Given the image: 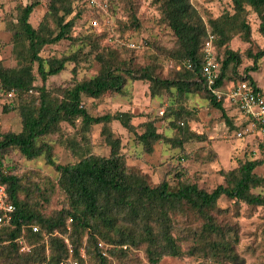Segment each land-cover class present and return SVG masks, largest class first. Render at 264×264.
Returning a JSON list of instances; mask_svg holds the SVG:
<instances>
[{
    "label": "trees",
    "instance_id": "1",
    "mask_svg": "<svg viewBox=\"0 0 264 264\" xmlns=\"http://www.w3.org/2000/svg\"><path fill=\"white\" fill-rule=\"evenodd\" d=\"M74 2L47 0L46 13L37 27L29 18L39 1L17 7L10 42L17 64L9 67L0 61V104L5 113H15L9 129L0 134V184L15 206L10 223L0 224V260L6 264H87L86 259L89 264H160L172 257L187 258L194 264H243L239 225L234 218L241 205L247 216L259 209L264 235V194L256 191L264 189V177L255 173L264 164V154L220 171L223 184L210 192L176 169L151 185L146 175L128 165L111 122L119 121L134 133V144H141L146 152L157 142L168 143L179 150V159L205 139L188 127L192 114L186 105L189 95L205 99L231 129L250 123L252 120L229 105L240 115V124L234 126L223 107L226 96L221 91L224 80L236 78L237 68L248 57L253 66L245 70L241 82L264 97L248 75L257 70L264 49L242 55L229 48L235 38L251 41L250 13L260 19L259 32L264 36V0H232V12L224 11L207 24L191 0H152L159 22L174 38L173 47L165 53L179 68L166 76L155 56L147 65L135 67L129 48L102 45L104 31L74 36L82 14ZM135 2L110 0L130 18V24L117 25L119 33L128 27L139 28ZM93 26L90 24L91 29ZM209 34L214 37L218 63V78L211 88L202 73V46ZM61 41L76 49L68 55L41 56L46 46ZM95 63L99 68L94 76L78 78L81 70H89ZM67 64L72 66L69 84L46 87L48 78L61 74ZM127 80L147 81L151 98L166 96L168 104L161 119L167 130L175 132L172 138L163 130L159 132L152 122L144 124L140 135L135 133L130 113L93 116L89 112L93 101L124 95ZM10 92L11 97H7ZM95 126H100V143L109 148L107 156L93 152ZM51 136L68 151L69 163L61 165L54 160L53 145L44 139ZM9 150L26 160L43 157L57 177L41 188L16 167L4 165L3 153ZM55 196L59 208L50 209ZM222 197L232 202L230 208L219 207Z\"/></svg>",
    "mask_w": 264,
    "mask_h": 264
},
{
    "label": "rangeland",
    "instance_id": "2",
    "mask_svg": "<svg viewBox=\"0 0 264 264\" xmlns=\"http://www.w3.org/2000/svg\"><path fill=\"white\" fill-rule=\"evenodd\" d=\"M32 1H39V5L30 15L29 21L33 27H37L46 13L47 0H0V61L4 66L14 67L17 64L11 45V26L15 21L17 7L29 5ZM119 3V0H116ZM193 7L202 17L205 24L208 19H215L224 11L232 12V0H191ZM75 5L82 10L81 17L76 22L73 30L74 36H85L88 32H105L106 37L102 40V45L110 47H127L129 56L132 58L133 66H145L149 60L155 56L158 65L162 68V74L168 75L172 69L179 67L171 61L165 53L174 45V38L170 30L159 22L160 14L152 0H136V17L139 21V28H126L124 33L116 30L120 22L130 24L126 10L110 3V0H75ZM94 8V9H92ZM98 16V19L96 18ZM247 21L251 27L252 39L250 42H243L238 38L231 41L229 48L232 51L244 54L250 50L255 53L259 49H264V36L259 32L260 19L255 13L247 16ZM95 26L90 28V24ZM76 47L68 41H61L55 45L46 46L42 52V57L53 56L65 53L68 55ZM253 66V61L244 57L242 63L237 68V77L226 79L223 82L222 93L239 83L247 71ZM98 64H94L89 70H81L78 78L92 77L98 71ZM71 64H67L66 70L61 74L49 77L46 87L67 86L71 79ZM255 85L264 93V56L257 62V70L249 71ZM40 85V80H37ZM124 95L105 96L101 100L93 101L89 112L93 116L115 115L117 113H130L133 115L132 124L135 133L144 132V124L153 123L159 132L162 130L165 136L172 138L175 132L167 130L162 113L168 104L166 96L150 97L147 81L127 80ZM186 105L191 110V116L187 121L191 132L198 135H205V139L196 143V148L190 151L187 156L179 159V150L171 147V144L157 142L150 152H146L141 144H134V133L128 132L119 121H112L111 127L114 133L120 138L121 151L126 155L128 165L139 170L147 176L151 185L160 183L172 170H182L187 177L199 188L210 192L215 187L223 184L220 171H228L237 166V163L245 160L259 159L264 154V126L255 125L250 127V123L240 129H231L221 118L220 113L210 107L208 102L199 95H189ZM225 99V97H224ZM7 103V101L5 102ZM223 107L227 115L232 117L234 126L239 125L240 115L231 108L226 101ZM14 112L5 113L0 104V134L6 132L14 117ZM165 127V128H164ZM250 129L243 137L239 138L238 133ZM100 126H95L92 131V140L95 143L93 152L98 155L107 156L109 148L102 145L99 140ZM53 145L54 160L61 165L71 161L68 151L57 141L56 136L44 137ZM196 140L195 138H193ZM263 145V147H260ZM4 165L16 167L18 171L28 179L38 184L41 188L51 179L57 177V172L53 167L46 164L43 157L35 160L22 158L17 151H5L3 153ZM255 173L264 177V164L256 168ZM257 192L264 194V189ZM59 199L53 198L50 209L59 208ZM218 205L221 208H230L232 202L225 197L220 198ZM235 213V212H234ZM239 225L240 254L243 264H260L264 261V235L260 210L247 216L245 207L241 205L239 215L234 218ZM22 249L28 250L24 247ZM82 257L86 259L85 254ZM142 258V254L139 253ZM87 264L90 263L86 259ZM114 263V261H113ZM0 264H6L0 260ZM160 264H194L187 258L182 260L172 257L164 258Z\"/></svg>",
    "mask_w": 264,
    "mask_h": 264
},
{
    "label": "built area",
    "instance_id": "3",
    "mask_svg": "<svg viewBox=\"0 0 264 264\" xmlns=\"http://www.w3.org/2000/svg\"><path fill=\"white\" fill-rule=\"evenodd\" d=\"M95 24V22L93 23ZM214 37L209 34L202 46L203 53V77L209 88H211L215 80L218 78L217 68L218 63L214 58ZM216 96L219 93L213 92ZM11 92L6 94L7 97H11ZM0 95H2L0 90ZM226 101L229 105L236 107L241 116L245 119L252 120L250 127L255 125L264 126V97L258 92L251 90L245 82H239L234 86H231L225 93ZM250 129H246L244 132H239L237 135L239 138L243 137V134L247 133ZM15 210V206L9 203L6 187L0 184V224H9L12 220V214ZM36 230L35 228L33 229ZM76 264V263H74Z\"/></svg>",
    "mask_w": 264,
    "mask_h": 264
}]
</instances>
